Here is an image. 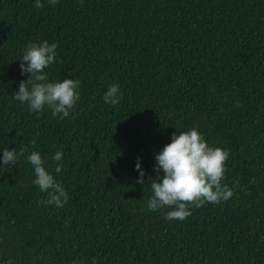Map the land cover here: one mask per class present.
<instances>
[{
	"label": "trees",
	"instance_id": "1",
	"mask_svg": "<svg viewBox=\"0 0 264 264\" xmlns=\"http://www.w3.org/2000/svg\"><path fill=\"white\" fill-rule=\"evenodd\" d=\"M41 3L0 0V165L25 149L0 168V264H264V0ZM45 40L48 81L81 82L67 118L13 98L30 75L20 58ZM192 128L228 150L234 195L170 221L147 208L155 157ZM32 151L67 192L62 208L41 203Z\"/></svg>",
	"mask_w": 264,
	"mask_h": 264
},
{
	"label": "clouds",
	"instance_id": "2",
	"mask_svg": "<svg viewBox=\"0 0 264 264\" xmlns=\"http://www.w3.org/2000/svg\"><path fill=\"white\" fill-rule=\"evenodd\" d=\"M55 5L58 0H48ZM83 3V0H80ZM34 7L43 8L41 0H35ZM56 43L47 40L30 44L20 58L21 74H30L26 80L18 85V91L13 98L22 105L27 103L29 111L42 112L47 106L53 117H69L76 102L80 99L78 91L80 81L64 78L57 82H49L45 69L56 59ZM26 62V63H25ZM122 93L117 84L108 87L103 95L106 104L116 105L120 102ZM33 145L35 141L32 142ZM25 149L17 153L15 149L4 150L0 168L15 164L18 156L24 155ZM62 152H56L53 160L60 161ZM229 158L228 150L220 147H210L203 135L196 128L188 131L173 133L171 142L166 144L162 151L156 154L154 171L155 179H151L152 196L147 201V208L156 211L168 207L172 210L166 213L168 220L183 221L191 215V208H199L206 203H220L227 201L234 195V190L222 184L225 173V162ZM28 162L34 169V184L42 192H46L48 199L41 203L55 205L62 208L68 200V194L62 184L54 179L44 164L41 154L32 151L27 156ZM143 181L144 171L137 162L135 165ZM162 170L163 176H160ZM55 171H61V165L56 164ZM252 178V183H255Z\"/></svg>",
	"mask_w": 264,
	"mask_h": 264
}]
</instances>
